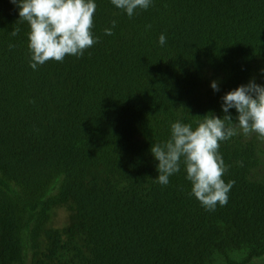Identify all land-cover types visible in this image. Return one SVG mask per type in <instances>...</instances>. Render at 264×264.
I'll return each mask as SVG.
<instances>
[{"label":"trees","instance_id":"obj_1","mask_svg":"<svg viewBox=\"0 0 264 264\" xmlns=\"http://www.w3.org/2000/svg\"><path fill=\"white\" fill-rule=\"evenodd\" d=\"M95 3L98 42L33 70L28 24L0 0V264H264V139L219 142L235 184L214 211L183 163L158 183L150 151L264 85V0H152L132 17Z\"/></svg>","mask_w":264,"mask_h":264},{"label":"clouds","instance_id":"obj_2","mask_svg":"<svg viewBox=\"0 0 264 264\" xmlns=\"http://www.w3.org/2000/svg\"><path fill=\"white\" fill-rule=\"evenodd\" d=\"M18 6L19 20L27 22L29 31L28 49L30 67L37 69L50 60L63 62L66 55L81 57L84 52L98 42L91 29L96 11L95 0H11ZM118 9L129 17L136 10L147 9L152 0H111ZM116 21L105 28L106 35H113ZM19 29L11 35L16 36ZM159 43L164 45L166 37L161 34ZM10 48L14 45L10 44ZM210 86L218 91L216 81ZM224 115L212 113L197 120L196 127L180 121L171 124L170 138L164 143L152 144L150 151L158 161L157 182L169 183V177L180 171L181 163L186 170V179L191 182V194L209 211L217 204L225 206L234 180L224 181L227 171L220 154V143L238 134L245 136L256 133L264 139V85L250 80L247 84L227 91L222 97ZM235 108V122L229 109Z\"/></svg>","mask_w":264,"mask_h":264}]
</instances>
